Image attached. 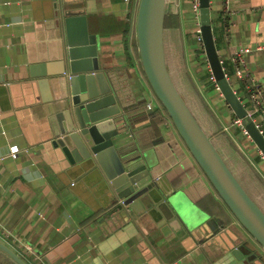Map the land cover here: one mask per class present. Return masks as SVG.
I'll list each match as a JSON object with an SVG mask.
<instances>
[{"label": "crops", "instance_id": "crops-1", "mask_svg": "<svg viewBox=\"0 0 264 264\" xmlns=\"http://www.w3.org/2000/svg\"><path fill=\"white\" fill-rule=\"evenodd\" d=\"M139 2L0 0V239L30 264H238L220 244H207L205 236L202 242L186 239L163 219L160 226L150 219L137 222L139 217L129 209L133 220L119 212L102 220L111 208L105 181L72 162L74 157L54 135L50 117L65 103L54 77L30 76L31 64L54 62L63 55V35L55 25L60 6L86 14L88 30L97 36L100 66L114 72L120 86L131 87V104L123 109L128 149L145 152L151 174L165 176L172 193L195 215L208 213L222 220L225 228L219 234L225 243L253 240L190 154L145 76L137 45ZM224 2L210 0L214 42L233 88L240 90L243 83L231 56L242 46L264 42V0H230L226 17ZM190 11L192 0H168L167 13L178 24L182 42V61L174 68L177 83L184 92L190 84L197 90L210 134L227 133L222 117L230 123L235 115L225 118L233 111L210 80L205 49L191 37L196 20ZM245 56L250 76L264 88V50L253 49ZM42 79L48 81L44 88L37 83ZM155 111L162 121L154 118ZM13 145L20 148L17 157L11 155ZM254 154L264 167L258 148ZM0 264L16 263L0 251Z\"/></svg>", "mask_w": 264, "mask_h": 264}, {"label": "water", "instance_id": "water-1", "mask_svg": "<svg viewBox=\"0 0 264 264\" xmlns=\"http://www.w3.org/2000/svg\"><path fill=\"white\" fill-rule=\"evenodd\" d=\"M199 2L204 48L219 90L264 154V135L246 117V108L224 73L214 42L210 0ZM167 3L168 0L139 2L136 27L142 69L190 154L252 241L225 243L219 234L225 228L222 220L208 213L195 215L172 193L174 188L165 176L151 174L145 152L128 149L124 142L127 126L123 109L131 104V87L127 83L120 86L115 73L100 66L97 36L89 32L87 16L82 10L59 7L55 25L63 35V55L54 62L31 64L30 76L54 77L65 101L63 108L50 117L54 135L61 138L64 150L72 154V162L81 163L84 171H94L105 181L111 208L102 220L118 212L127 221L129 213V219L133 220L131 209L139 217L137 222L150 219L160 226L163 219L170 229L186 239L202 242V236L207 237L203 238L207 244H220L238 264H264V210L228 165L170 74L165 51ZM37 83L42 88L48 85L44 79ZM0 251L16 264H30L2 239Z\"/></svg>", "mask_w": 264, "mask_h": 264}, {"label": "trees", "instance_id": "trees-1", "mask_svg": "<svg viewBox=\"0 0 264 264\" xmlns=\"http://www.w3.org/2000/svg\"><path fill=\"white\" fill-rule=\"evenodd\" d=\"M178 24H175V26ZM171 30V37H168L169 31V19L166 17L165 19V51H166V59L170 74L178 88V90L182 93L186 102L190 106L194 115L203 126L207 134L212 137V140L216 147L220 150L224 159L231 167L235 175L241 181L245 189L251 195L253 199L257 201V203L264 210V179L260 176L259 172L253 167L250 161L243 155L241 149L237 146V144L229 138V135L224 131L217 132L215 136H212L206 127L201 115V111H205L206 108L204 103L202 102L197 90L190 84L186 86L187 92L182 90V86L177 83V78L175 74V66L177 64V60H181L182 53V42L178 40L180 34L177 32L178 29L175 27ZM177 56V57H176ZM182 63L178 64L181 66ZM198 100V101H197ZM207 115L206 118L212 120L211 122L215 123L214 118L211 115ZM155 119L159 122L162 121L161 114L158 111L153 113ZM205 118V119H206ZM218 126V125H217ZM227 150H229V156L227 155ZM213 211V210H211ZM215 214H220L218 212L213 211Z\"/></svg>", "mask_w": 264, "mask_h": 264}, {"label": "built area", "instance_id": "built-area-1", "mask_svg": "<svg viewBox=\"0 0 264 264\" xmlns=\"http://www.w3.org/2000/svg\"><path fill=\"white\" fill-rule=\"evenodd\" d=\"M127 1V0H125ZM192 10L194 13V17L196 20V39L204 48L203 43V36L200 27V2L199 0H192ZM223 15L226 17L230 11V0H225L223 6ZM205 49V48H204ZM253 49L257 50H264V42L258 44L254 48H251L248 45L242 46L240 49H237L233 52L231 56L232 64L235 68V75L237 78L243 83V86L240 90L234 87V90L237 93V96L243 103L244 107L246 108V117L252 120L259 131L264 135V88H262L259 84H257L249 74L248 66L246 62L245 53L252 51ZM222 63V62H221ZM207 64L209 62L207 61ZM223 66V65H222ZM224 73L232 84L231 76H229L228 72H226L225 67L223 66ZM209 71H210V80L213 83L215 89L219 90L216 76L209 64ZM243 90V91H242ZM232 125H236L240 128L241 132L244 136L253 142L252 137L246 130L244 124L242 123V119L235 116L233 120L230 121ZM228 127H225L227 130ZM261 158L264 160V154L258 149ZM11 155L13 157H17L18 153L20 152V148L17 145L11 146L10 149ZM6 233V232H5ZM4 237V236H3Z\"/></svg>", "mask_w": 264, "mask_h": 264}, {"label": "rangeland", "instance_id": "rangeland-1", "mask_svg": "<svg viewBox=\"0 0 264 264\" xmlns=\"http://www.w3.org/2000/svg\"><path fill=\"white\" fill-rule=\"evenodd\" d=\"M190 15H191V17L194 18V14L192 13V11H190ZM168 16H169V14L167 13L166 17H168ZM168 19H169V27L168 28L170 31V32H168V37H171V29L174 28L173 26H175V22H171V15L169 16ZM171 23H173L174 25L172 26ZM175 27H177V25ZM195 36H196V31L193 28V30L191 31V37H194V39H195ZM189 52H190V50L187 48V52H186L187 56H190ZM184 54H185V52H184ZM206 62H207V59H206ZM231 116H233V112H232V115H230V113L226 114L225 118L230 117V119H231ZM222 118L223 119L221 122H222V126H224V129H225V127H228L226 131L229 134V136H231V138L234 140V142L237 144V146L241 149V151L243 152V155L245 157L247 156L248 160L252 163V165L257 170V172H259L260 176L262 178H264V167L262 164H260L258 162L257 154L256 155L254 154V151L257 150V146H256L255 142H251L249 139H247L243 135V133L237 129L236 126L229 123V120L227 121V119H224V117H222ZM248 141L251 142V146L248 145V143H249ZM227 155L229 156L230 154H227Z\"/></svg>", "mask_w": 264, "mask_h": 264}]
</instances>
